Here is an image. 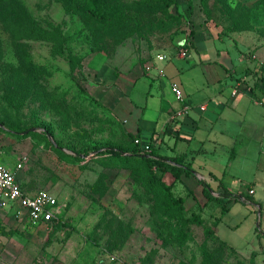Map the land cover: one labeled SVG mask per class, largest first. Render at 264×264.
Segmentation results:
<instances>
[{
	"label": "rangeland",
	"instance_id": "374dc122",
	"mask_svg": "<svg viewBox=\"0 0 264 264\" xmlns=\"http://www.w3.org/2000/svg\"><path fill=\"white\" fill-rule=\"evenodd\" d=\"M166 1L0 0V123L9 133L2 162L11 169L23 165L17 176L26 190L47 189L65 204L61 222L50 227L9 220L0 236V264H115L113 255L122 264H264L259 213L251 206L239 202L216 226L221 205L211 202L197 222L195 196L182 214L138 157L96 152L134 149L115 114L93 95V69L122 70L149 55L175 53L192 29L223 39L212 40L213 51L202 56L209 55L214 73L229 84L230 61L219 59L217 48L231 44L234 66L244 55L242 78L245 62L254 70L264 63V0ZM258 95L264 100V91ZM229 116L236 120L229 130L264 128L258 111L254 122L243 119L242 109ZM31 126L46 128L61 148L43 133L23 132ZM173 140L178 151L194 154L197 165L210 162L195 144ZM248 142L239 135L236 151ZM218 148L215 166L237 170L235 181L246 191L259 176L264 204V170L255 173L256 163L246 162L244 152L228 168L233 147ZM70 149L90 154L73 156ZM250 156L258 153L253 149ZM165 179L172 182V174ZM174 192L187 194L179 183ZM206 226L216 234L208 235Z\"/></svg>",
	"mask_w": 264,
	"mask_h": 264
},
{
	"label": "crops",
	"instance_id": "0c3cea01",
	"mask_svg": "<svg viewBox=\"0 0 264 264\" xmlns=\"http://www.w3.org/2000/svg\"><path fill=\"white\" fill-rule=\"evenodd\" d=\"M200 32L202 33L201 29L195 31V36L190 40L188 48L182 46L175 53H167L165 61L160 62L156 55H149L145 60H137L122 70L114 71V68L111 69L108 66L93 69L96 72L94 76L98 81L93 85L92 93L115 114L117 121L121 123L127 133L134 135L140 133L144 143L150 142L152 139L157 142L163 140L162 143L158 142V145H162L163 153L171 157L186 154V162L192 163L198 173V177L183 175L182 182H179L180 185L186 187L187 194L186 196L182 195L186 202L191 196H195L196 201L199 200L201 203L206 201L199 178L206 180L212 186L213 194L216 196L224 192L221 182L235 194L245 191L248 197L256 202V204H246L259 213L260 222L258 225L262 231H258L256 237L264 247L263 195L258 192L257 187L258 184L263 186V183L260 182L261 179L255 174L254 183L246 191L242 184H237L235 181L237 170L228 171L227 168L221 170L215 166L218 149H220L218 147L223 146L227 149L233 147L232 156L227 164L228 168L230 163H236L238 157H241L240 153L244 152L243 154L247 156L246 162L256 163L258 170L255 173L264 170L262 162L264 158V128L260 131L257 129L253 131L252 125L249 124V132L246 128L243 130L244 132L242 129H228L230 121L236 123L229 113L238 109H242L243 119H246L247 122L248 120L254 122V119H251L252 112L258 111L261 114L259 119L263 120L264 124V114H262L264 100L258 95L259 89L254 87L255 83L248 80V75L255 74L257 69H251V64L245 62L247 69L244 70L245 77L242 78V73L238 69L244 63L242 58L244 55L239 56L241 59L238 57L241 64L234 66V59L230 51L231 44L227 48H217L219 59H226L231 64V67H226L228 70L225 77H232L233 82L229 84L226 79H223L225 80L223 84L220 73H214L211 65L213 62L209 59V55L202 56L205 52L213 51L214 47L209 45L212 40L223 39L219 35L205 36ZM183 50H186V55H183ZM193 50L197 51L198 54H195L197 56H194ZM239 53L241 54V52ZM237 56L238 54L235 58ZM238 59L237 61H239ZM150 64L154 66L151 71H148L147 66ZM160 67L165 69L166 74L163 76L158 73ZM173 82L179 83L183 89L186 97L184 101L179 100L173 92L171 87ZM259 86L262 87L263 84L260 83ZM187 105L189 106L187 113L179 115L178 113ZM203 106L204 109H202ZM178 133H180V139L195 144L196 149L194 150L201 153V156L208 157L210 162L197 165V159H191V157H195L194 154L191 156L188 150L178 151L179 141L173 140V137L175 138ZM219 133L222 134L221 137H219ZM239 135H246L249 142L241 150L236 151ZM171 149H173L172 153ZM253 149L258 153L257 159L250 156ZM188 190L194 191V194H189ZM251 190L254 192L251 193ZM238 203H231L229 212ZM9 220L17 224L13 215L7 217L1 228L0 236L4 235L3 231ZM26 225L30 226L27 223Z\"/></svg>",
	"mask_w": 264,
	"mask_h": 264
},
{
	"label": "trees",
	"instance_id": "16d2710c",
	"mask_svg": "<svg viewBox=\"0 0 264 264\" xmlns=\"http://www.w3.org/2000/svg\"><path fill=\"white\" fill-rule=\"evenodd\" d=\"M176 0H167L168 3H175ZM99 14H103L102 11H98ZM107 15V14H106ZM195 36V30L192 29L189 37L183 41L184 47H189L190 40H192V37ZM256 76L259 79H256L255 82L256 89L264 91V63L258 62L257 64V70L255 71ZM260 83L263 84L262 87H260ZM1 124V123H0ZM3 126V124H1ZM23 132H36V133H43L45 134L51 141L54 147L61 148V144H59L54 137L49 133V131L42 127V126H31L29 128H26ZM5 133H8L6 130H4V127L1 129V134L5 135ZM9 134V133H8ZM127 136L131 140L129 142V145L133 147V154L126 150H120V149H114V148H106V149H98L96 152H99V154L102 153H117L120 155H130V156H136L144 162L148 170L150 172V175L160 184L162 189L165 192V195L169 202L174 205L182 214L185 213L186 206L185 202L186 199L184 197H177L174 192V187L177 183L182 182V176L187 175H195L198 177L197 171L194 169L192 163H187L185 159H187L186 154L184 155H177V156H169L163 153V147L162 145H158V142L162 143L163 140H159L158 142L156 140H151L148 144L143 142H137L138 139H141V134L138 133L136 135L127 133ZM180 133L177 134L176 138L180 139ZM9 147L8 145L6 146ZM147 149H150L148 152ZM71 155L73 156H87L90 154V152H85V154H80L73 151L72 149L69 150ZM144 151V153H142ZM93 155V154H92ZM97 154H94V156ZM170 172L173 176L172 182H167L165 179V175ZM199 183L203 187V194L205 195L206 201L204 203H201L199 200L197 201L198 204V214L195 216V221L202 222V218L200 217L201 214H206V208L208 207V204L211 202H218L221 205V216L217 219H215V225H219L222 218L229 212V205L233 202H243V203H250V204H256L254 200H252L250 197H248V194L244 192H241L239 194H235L231 192V190L224 185L221 182V186L224 188L223 193H219L218 196L214 195L212 186L204 179L199 178ZM189 194L193 195L194 191L188 190ZM62 217L60 218V221L55 220L54 223L57 221L56 224L61 222ZM206 232L208 235L216 234V229L213 227L206 226L205 227Z\"/></svg>",
	"mask_w": 264,
	"mask_h": 264
},
{
	"label": "built area",
	"instance_id": "2783aa9c",
	"mask_svg": "<svg viewBox=\"0 0 264 264\" xmlns=\"http://www.w3.org/2000/svg\"><path fill=\"white\" fill-rule=\"evenodd\" d=\"M183 55H186V50H183ZM157 59L160 62L165 61L167 55L158 54ZM153 66L152 64L148 65L147 70L151 71ZM158 73L162 76L166 74L163 67L158 68ZM171 87L179 100L184 101L186 99L179 83L173 82ZM188 108V105L184 106L178 114H186ZM204 108L203 106L202 109ZM2 128L3 126L0 124V233L7 217L11 215L14 216L15 220L27 223L35 229L43 226L50 227L55 220H59L62 216L65 204H62L58 197L47 189H39L34 192L26 190L17 176V171L23 165L18 164L15 169H11L2 162L4 148L8 145L3 142ZM137 142L144 143L142 139H138ZM147 151L149 152L150 149ZM253 192L251 190V193ZM111 261L115 264H122L115 255L111 257Z\"/></svg>",
	"mask_w": 264,
	"mask_h": 264
}]
</instances>
